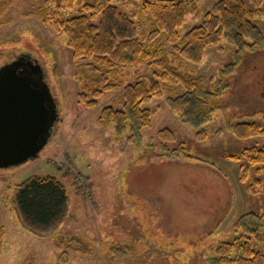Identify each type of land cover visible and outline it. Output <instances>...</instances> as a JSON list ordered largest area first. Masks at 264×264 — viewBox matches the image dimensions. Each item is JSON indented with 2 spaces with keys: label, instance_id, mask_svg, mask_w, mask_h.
Wrapping results in <instances>:
<instances>
[{
  "label": "rangeland",
  "instance_id": "rangeland-1",
  "mask_svg": "<svg viewBox=\"0 0 264 264\" xmlns=\"http://www.w3.org/2000/svg\"><path fill=\"white\" fill-rule=\"evenodd\" d=\"M40 1L10 0L0 16V66L21 54L38 63L58 114L37 158L0 168V264H213L217 244L245 227L258 228L260 243L249 236L256 247L263 245L264 223L257 227L260 219L243 215L262 212L264 186L260 193L248 192L238 180V164L225 155L264 145V132L239 138L232 130L243 121L264 128V47L239 50L221 39L198 63L177 57L176 66L203 78L215 106L210 118L196 127L185 122L169 107L170 93L163 89L143 103L150 120L134 137L98 122L102 106L121 108L120 88L103 93L94 106L80 100L82 66L54 23L56 3H49L45 21L34 13ZM143 1L117 5L140 30L145 29L138 15ZM213 2L200 0V11ZM76 11L62 10L56 17L64 20ZM252 19L264 35V18ZM136 75L127 68L122 79ZM164 127L174 131V140L162 143L157 132ZM199 128L205 132L197 133ZM38 173L58 177L69 195L66 217L43 233L24 225L13 201L16 184ZM78 173L87 177L88 195L76 191Z\"/></svg>",
  "mask_w": 264,
  "mask_h": 264
},
{
  "label": "trees",
  "instance_id": "trees-1",
  "mask_svg": "<svg viewBox=\"0 0 264 264\" xmlns=\"http://www.w3.org/2000/svg\"><path fill=\"white\" fill-rule=\"evenodd\" d=\"M130 1L41 0L34 13L46 21L49 3H56L59 11H52L54 23L66 35L73 58L82 66L78 71L83 79L79 96L86 106L96 105L105 92L121 89V108L110 104L102 106L98 116L100 126L113 125L119 132L139 135L151 116L143 103L160 97L163 89L170 93L168 105L179 117L195 127L203 124L215 108L211 93L200 75L183 71L174 61L178 57L198 63L206 49L221 39L239 50L263 48V32L252 17L264 18V0H254L252 7L244 0H214L203 13L200 0H145L138 9L139 14L135 12L139 18H144V30L117 6ZM9 5L10 0H0V16ZM73 7L77 9L74 16L64 20L56 17L62 10ZM97 17L98 22H93ZM182 25L186 28L180 32ZM127 68H133L137 75L124 81L122 76ZM146 70H151V75L144 74ZM232 130L239 138L264 132L258 122L247 121L234 124ZM203 132L205 128L197 130V133ZM157 135L162 143L175 138L174 131L168 127L160 129ZM225 157L238 164V180L248 192H262L264 145L244 147ZM249 173H252L251 178H248ZM13 201L20 219L32 231L47 232L68 214L66 186L50 174H33L16 184ZM260 201V214L243 215V219L249 216L260 219L256 220L257 227L264 223V194ZM257 230L245 227L231 240L220 241L213 250L215 256L210 258L211 263L264 264V244L255 246L254 239L261 242ZM249 233L255 238H250Z\"/></svg>",
  "mask_w": 264,
  "mask_h": 264
},
{
  "label": "water",
  "instance_id": "water-1",
  "mask_svg": "<svg viewBox=\"0 0 264 264\" xmlns=\"http://www.w3.org/2000/svg\"><path fill=\"white\" fill-rule=\"evenodd\" d=\"M57 105L41 66L19 56L0 67V168L37 158L47 144Z\"/></svg>",
  "mask_w": 264,
  "mask_h": 264
},
{
  "label": "built area",
  "instance_id": "built-area-1",
  "mask_svg": "<svg viewBox=\"0 0 264 264\" xmlns=\"http://www.w3.org/2000/svg\"><path fill=\"white\" fill-rule=\"evenodd\" d=\"M61 166H63V164ZM76 186L77 187L79 186L81 188V189L80 188L79 189L81 191H83V192L84 191L88 192V190H89L88 186L85 185V180H84V176L83 175H77V177H76Z\"/></svg>",
  "mask_w": 264,
  "mask_h": 264
},
{
  "label": "crops",
  "instance_id": "crops-1",
  "mask_svg": "<svg viewBox=\"0 0 264 264\" xmlns=\"http://www.w3.org/2000/svg\"><path fill=\"white\" fill-rule=\"evenodd\" d=\"M215 173H217L216 171H215ZM219 176H221L219 173H217ZM222 177V176H221ZM224 179H225V177H223ZM219 187H221V186H219ZM223 196V198H228L229 197V195L227 194V193H225L224 195H222Z\"/></svg>",
  "mask_w": 264,
  "mask_h": 264
}]
</instances>
